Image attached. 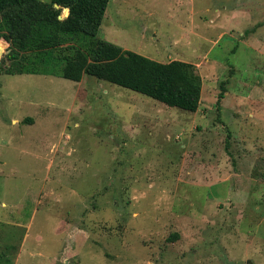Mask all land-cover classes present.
I'll list each match as a JSON object with an SVG mask.
<instances>
[{"label":"rangeland","instance_id":"obj_1","mask_svg":"<svg viewBox=\"0 0 264 264\" xmlns=\"http://www.w3.org/2000/svg\"><path fill=\"white\" fill-rule=\"evenodd\" d=\"M99 38L192 64L199 107L0 75V264H264V0H110Z\"/></svg>","mask_w":264,"mask_h":264},{"label":"trees","instance_id":"obj_2","mask_svg":"<svg viewBox=\"0 0 264 264\" xmlns=\"http://www.w3.org/2000/svg\"><path fill=\"white\" fill-rule=\"evenodd\" d=\"M109 1L0 0V75H46L77 83L86 75L195 113L202 80L192 64L159 63L99 38ZM64 9L69 15L59 20Z\"/></svg>","mask_w":264,"mask_h":264},{"label":"water","instance_id":"obj_3","mask_svg":"<svg viewBox=\"0 0 264 264\" xmlns=\"http://www.w3.org/2000/svg\"><path fill=\"white\" fill-rule=\"evenodd\" d=\"M55 8H58V6H55ZM66 12V16H59V20H64L65 18H67L68 17V15H69V11H68V9H64V13ZM2 57H3V55H2Z\"/></svg>","mask_w":264,"mask_h":264}]
</instances>
